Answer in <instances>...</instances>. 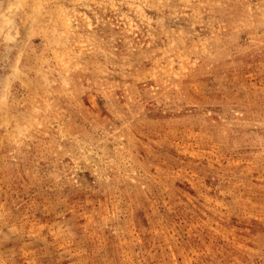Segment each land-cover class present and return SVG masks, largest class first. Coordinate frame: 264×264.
Returning a JSON list of instances; mask_svg holds the SVG:
<instances>
[{
	"label": "rangeland",
	"instance_id": "obj_1",
	"mask_svg": "<svg viewBox=\"0 0 264 264\" xmlns=\"http://www.w3.org/2000/svg\"><path fill=\"white\" fill-rule=\"evenodd\" d=\"M0 264H264V0H0Z\"/></svg>",
	"mask_w": 264,
	"mask_h": 264
}]
</instances>
